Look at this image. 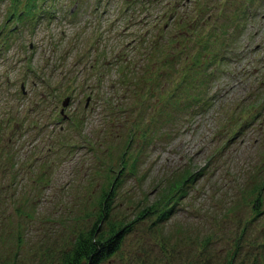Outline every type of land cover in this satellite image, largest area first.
Instances as JSON below:
<instances>
[{
    "label": "rangeland",
    "instance_id": "374dc122",
    "mask_svg": "<svg viewBox=\"0 0 264 264\" xmlns=\"http://www.w3.org/2000/svg\"><path fill=\"white\" fill-rule=\"evenodd\" d=\"M8 1L0 0V146L6 150L3 136H12L10 148L19 176L15 184L6 185L8 176L0 174L3 186L0 195H5L7 204H10V199L17 197L19 191L25 189L26 193H37L36 214L57 218L53 222L58 226L53 227L52 221L44 223L34 217L28 224L24 221L20 247L16 241L17 231H11L17 220L12 221L9 227L6 226V232L1 233L3 242L0 247L3 251L0 249V252L3 255L0 259L18 249V257L35 251L29 259L35 255L33 258L40 262L43 249L63 245L70 241L74 232L84 228L92 219L93 197L100 188L99 182L104 181L107 185L113 174L119 173L120 141L127 132L126 128L130 127L135 141L125 154L127 165L120 171L121 181L115 193V200H121L119 207L123 213L130 212L131 202L142 196L143 191L149 192V199L154 196L156 182H163L183 163L190 162L195 169L209 164V169L189 188V192L179 197L173 213L157 230H149V219L137 222L124 239L121 252L104 264H194L210 252L216 253L217 262H220L227 250L234 249L235 233L243 226L246 240L243 247L232 254L234 264H250L254 256L258 260L252 264H264V234L261 230L264 212L249 220L253 213L251 209L244 210L247 204L250 207L252 194L244 193L243 198L235 195L239 206L234 211L195 214L199 206L210 208L212 195L220 200L231 195L230 192L246 176L243 175L248 168L246 163L253 162L256 154H262L261 148L264 152V103L261 102L264 97V0H241L244 4L236 9L226 2L223 16L236 13L234 19L238 20L226 27L234 37L228 45L234 48L225 50L226 56L214 75L207 72L209 63L205 58L203 64L186 71L188 77L178 75V82L173 81V85L167 82L165 89L177 86L171 98L173 104L166 107L156 102L157 110L149 109L148 114L149 119L153 115L157 119L146 124L142 119L139 125L135 118H139L136 109L121 110L107 118L102 116L112 104H116L118 110L122 107L136 108L133 105H137V99L145 97V92L138 97H134L132 92L127 93V87L118 76L117 66L111 62L103 65L101 58L105 56L104 60H111L119 47L128 43L126 51L130 58L136 62H148L149 59L142 54L146 44L140 43L138 35L148 21L159 17L158 9L163 2L156 7L148 0H57L58 8L53 7L49 19L31 25L25 21L21 24L13 22V30L8 33L1 29L6 24L4 11ZM166 1L169 7L168 2L172 0ZM176 2L178 7H193L192 13H199V4L195 0ZM210 3L216 7L208 8L211 10L208 16L211 17L205 29L212 26L210 22L215 10L222 7L220 0H210ZM73 7L75 10L70 13ZM167 17L165 14L159 18L153 31L159 24L168 30H179L181 26L191 24L183 20L175 27ZM192 42L188 43L189 49L195 51L196 46H191ZM90 49L92 56H96L92 49L97 50L100 56L97 53V58H91V62L100 61L102 66L103 84L98 88L92 76L93 67L86 64ZM110 78L116 80V85L108 86ZM21 82L24 83L23 91ZM52 91L54 96L50 94ZM67 93L70 101L64 107L68 115L64 118L58 109L60 99ZM165 93L169 92L165 90ZM41 94L46 100H42ZM198 95L203 96L206 102L203 99L198 101ZM101 96L108 98L110 104L107 102V108ZM152 102L149 99L147 105ZM234 110H242L246 116L254 115L248 124L240 125L243 120L240 117L239 123L225 125V116L228 118L227 113ZM144 111L148 108H143ZM74 113L83 117L75 129L68 120ZM55 114H58L57 118ZM8 115L11 117L7 118ZM117 127L122 129L120 141L114 145L115 141L107 138L108 143L114 144L108 148L103 142L98 147L99 151L105 146L99 151L100 165L96 164L98 157L82 145L78 140L80 135L95 136L100 129ZM150 127L154 132H150ZM61 135L68 142L75 139L79 147L64 152ZM134 156L137 157L138 168L132 173L127 168ZM39 164L45 166L47 179H50L43 185L34 180L42 168ZM97 165L99 169L95 168ZM92 174L94 178L90 181L88 175ZM216 196L212 198L217 200ZM7 204H3L5 209L13 211L14 206ZM206 233H213L212 238L206 251L201 252L196 241ZM159 239L166 244L169 260L163 255L166 248L157 245Z\"/></svg>",
    "mask_w": 264,
    "mask_h": 264
},
{
    "label": "trees",
    "instance_id": "16d2710c",
    "mask_svg": "<svg viewBox=\"0 0 264 264\" xmlns=\"http://www.w3.org/2000/svg\"><path fill=\"white\" fill-rule=\"evenodd\" d=\"M56 1L57 0H9L6 6L7 8L4 11L6 18V24L4 25L5 27H7L10 26V24L13 25V22H18L19 24H21L24 23V21L26 23L28 22V24L31 25L34 22L37 23L42 20L45 21L52 16L54 11L53 7L58 8V6L56 5ZM195 1L197 2V4H199L197 5V8H199L198 14L192 13L193 7L187 9L181 6L176 7L175 4H172L171 7H168V10L164 11L165 13L171 15V20H173L171 21L172 25L173 23H175V27H178V23L181 24V22H184L183 20H185L187 23H191L190 25H187V27L181 26L179 30H177V28L168 30L161 25L157 27L155 31H153L152 26L154 24L153 22H150L148 26L149 28L146 27L143 30L139 31L138 40H140V43L143 42L144 44H146L144 50L142 51V54H144L145 57L149 59L148 62L145 63L143 60H140V62H136L133 58H130V54H128L126 51V46L119 48V50L115 52L117 54H114V57H112L109 62H111L112 65L117 66L120 81L124 86L127 87L125 88V91L127 93L132 92V95L134 97H138L139 95H141V93L145 92V97L137 99V105H133L136 106V108L122 107L118 110V106H115L116 104H112L107 108V102L108 104H110L109 100L107 97L101 96L100 98L103 99L104 106L107 108L102 116L105 115L107 118L110 117V115H113L114 113L121 110L134 111V109H136V112L138 111L139 116V118L135 117L138 120L137 125H139L142 119L146 124L150 120L153 121L157 119L155 115L151 116V119H149L150 117L148 114L149 109L153 110L154 108H156L157 110L156 102H159V104L166 107L168 104H173L171 103V98L176 92L177 86L165 89V84L167 82H171L173 85V81L178 82V75H184L188 77V73L186 71L192 70L195 65L200 66L201 64H203L205 58H207V61L209 63L207 72H209L210 75L215 74V70L217 69L218 65L226 56L225 50L228 48H234L233 45H228L231 44L233 40L232 38L234 37L233 33H228L226 31L228 29L226 27L232 22H238V20L234 19L236 13L225 14V16H223L225 11V8L223 7L227 2V4H232V9H236L239 7V5L244 4V2L241 0H220V3H222V7L220 9L223 8L222 12L220 13V9H216V13H214V17L210 22L212 26L205 29L208 21H210L209 17H211L208 16L209 14L211 15V10H208V8L212 9V6L216 7V4L212 5V3H210V0ZM148 2L151 5L158 6L161 0H148ZM205 10L207 11L205 12ZM73 11L69 12L72 13ZM176 18H178V21L176 20ZM10 19L14 20L9 22ZM4 25L2 27H4ZM12 27L10 28L8 33L13 30ZM191 39L193 42L191 41ZM190 42H192L191 46H196L195 51L194 49H189L188 43ZM121 51L124 52L120 53ZM183 61L186 62V64H184ZM88 64H90V67L94 66V62H88ZM103 64H106L104 60ZM177 69H180V71L176 72ZM109 85H111V87L116 85V80L110 82ZM98 86L100 85L98 84ZM98 86L95 87L97 88ZM72 87H74L73 84ZM165 90L169 93H165ZM50 94L54 96L55 92L53 93L52 91ZM40 96L42 97V100H46L44 98L45 95L41 94ZM201 97L200 95H198L196 99H199L198 101H200L203 99V96ZM149 99L153 100V102L150 105H147ZM202 101L206 102L204 99ZM261 102L264 103V97L262 98ZM113 106L117 109L113 108ZM190 106L191 105H189V107ZM192 107L193 106H191V108ZM143 108H148V111L143 112ZM191 108L188 110L190 111ZM157 112L159 113L160 111L158 110ZM246 115L247 114L242 110L231 111L228 115V120L224 123L228 126L234 125L236 123H239L240 117H242L243 120L240 121L239 124H248L249 120L251 119V117H253L254 114H248V116ZM10 117L11 116L8 115L7 118ZM82 118L83 117L79 114L74 113L70 115L68 120L70 121V125H72L75 129V126L79 125V121H81ZM150 129V132H154L153 127H150ZM228 129L231 130L230 128ZM100 130V133L95 136L89 134H81L78 139L83 146H85L89 149L90 152H92V154H95V157H98L96 159V164L98 163L99 165V151H101L105 146L99 151L98 147H100L103 142L107 143L108 148L114 143V145H116V141H120V130L122 129L121 127H117L111 130H107L105 128ZM126 130V134L120 141L121 153L118 159L119 161H121V165L119 168V173L113 174V176L107 182V185H105L104 181L99 182L100 188L93 197V210L91 211L92 219H90V221L86 225H84V228L81 227L82 229L74 232L70 241H66L65 243H63V245L55 248L48 247V249L46 248L45 250L43 249V253L41 255L42 261L40 262L33 258L35 255H32L33 257H30L29 259V255L35 251H31L27 256L25 255L24 257H18L20 252H18V249H16L12 253H10V256L0 259V264L107 263L108 261H110V259H112V256H115L121 252L124 239H126L127 234L134 230L137 222L149 219V230H157V227L161 226L160 224L162 222H165L173 213L176 204L179 203V197L189 192V188L195 185L199 178L205 176V174L207 173L209 169V164L207 163V166L199 165L198 169H195L190 162L183 163L181 166L173 170V172L170 173L167 178L163 179V182H156V184L153 186V188L156 190L154 196L149 199L147 195L149 192L147 190L143 191L144 193H141L143 194L142 196L140 195L134 202H131L132 206L130 212L128 213L129 215L127 213H123V211H120L121 208L119 207V205H121V200H115V193L119 182L121 181V177L119 176L120 171H122V168L126 167L127 165L125 161V154L129 152L130 145L133 141H135L133 129L128 127L126 128ZM3 137L4 140H6L5 145H3L6 146V150H3L0 146V174L3 173L8 176L6 185H13L15 184L19 176V171L16 167V162L14 161L15 156L13 155V152H11L12 149L10 148L12 136L4 135ZM64 137L65 136L63 135L60 136V143H62L63 149L65 147V149L63 150L64 152L68 151L71 148L73 149L75 146L76 148L79 147V143H76L75 139H72L68 142ZM107 138L110 141L115 142L108 143ZM260 152H262V154H256V156H254L255 158L253 159V162L246 163L248 165V168L243 171V175L246 176L240 183L237 184L236 189L233 192H230L231 195L228 194V197L224 196L221 200L218 199L215 194L212 195L213 197L216 196L217 200L213 199L211 196L210 199L212 200V204L209 206L210 208L199 206L200 208L196 210L197 212L195 214L234 211L235 208L239 206L238 201L234 198L235 195L243 198L242 194L244 193L252 194V197L249 199V203H251L250 207L249 204H247V207L249 208L244 206V210L251 209V213H253V216H250L249 220H254L257 215L263 214L264 152L262 148ZM41 162L45 161L42 160ZM136 163L137 157L134 156L131 160L129 168L127 169L132 173L136 172L135 169L138 168ZM39 165V167H42L41 170H44H40L34 180L37 181V184L41 183L43 185V183H45V180L49 181L50 179H47L46 171L44 168L45 166L43 167L41 164ZM97 167L98 165L95 168ZM5 175L3 176L5 177ZM88 178L90 181H92L91 178H94V175H88ZM0 190H3V186L1 183ZM26 192L27 191L25 189L19 191V195L17 197H13L12 201L10 199V202L12 203L8 204L14 206L13 211L5 209L3 204H7V200L4 198L5 195H0V243L2 241L1 233L6 232V226L9 227L14 220H17V224L11 231H17L16 241L20 243V247L23 242V232H21V230L24 221L28 224L33 219V217L40 219V221H43L44 223L58 220L57 218L51 217L48 214L38 216L36 214L38 209L35 206L38 199V194L34 192ZM3 193H5V191ZM15 203L18 204L15 206ZM6 220L9 221L6 222ZM246 221H248V219H246ZM53 223V227L58 226L55 222ZM244 229L245 226L242 227V230L235 233V240L232 243L234 249L226 251L227 253L224 256L223 261L217 262L219 261L218 255H216V253L210 252V254H204L206 256H204L203 259L197 261V263L194 264H234L235 258L231 256H233L232 254L236 253L237 249L239 250L241 249V247H243L242 245L246 240ZM261 230L264 234V227H261ZM212 234L206 233L196 241V243L199 244V250L201 252L202 250L206 251V249L208 248V244L211 241ZM162 241L163 240L159 239L157 245H159L162 249H165L166 244H164ZM0 249L2 250L1 247ZM213 254L216 256H212ZM0 255H3V253L0 252ZM163 255H165V258L167 260H169L170 255L167 252V248L164 250ZM257 260L258 258L254 256L250 264L255 263Z\"/></svg>",
    "mask_w": 264,
    "mask_h": 264
},
{
    "label": "water",
    "instance_id": "95a60500",
    "mask_svg": "<svg viewBox=\"0 0 264 264\" xmlns=\"http://www.w3.org/2000/svg\"><path fill=\"white\" fill-rule=\"evenodd\" d=\"M68 99V95L63 99V104H66L67 103V100Z\"/></svg>",
    "mask_w": 264,
    "mask_h": 264
}]
</instances>
